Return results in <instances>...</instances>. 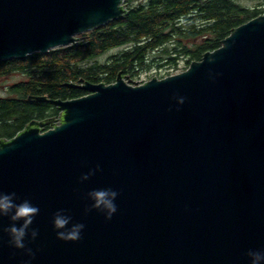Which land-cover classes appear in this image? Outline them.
<instances>
[{
	"label": "water",
	"instance_id": "water-1",
	"mask_svg": "<svg viewBox=\"0 0 264 264\" xmlns=\"http://www.w3.org/2000/svg\"><path fill=\"white\" fill-rule=\"evenodd\" d=\"M124 1L0 0V61L74 44L121 18ZM230 32L178 74L28 96L62 111L57 126L0 139V191L40 210L31 264H250L247 251L264 250V14ZM104 187L119 193L110 220L85 213L86 193ZM58 209L85 225L80 240L57 238ZM7 239L0 231V264H24Z\"/></svg>",
	"mask_w": 264,
	"mask_h": 264
},
{
	"label": "trees",
	"instance_id": "trees-1",
	"mask_svg": "<svg viewBox=\"0 0 264 264\" xmlns=\"http://www.w3.org/2000/svg\"><path fill=\"white\" fill-rule=\"evenodd\" d=\"M125 11L121 18L82 33L83 41L32 53L24 60L0 61V75L21 72L27 76L10 88L14 97L0 98V138L15 136L34 115L52 106L30 101L28 96L84 97V89L67 83L83 80L109 85L119 72L142 68L152 58L158 66L167 60L176 66L180 59L190 64L219 48L234 28L264 12L244 6L243 0H146L131 3ZM199 38L202 42L197 43ZM187 40H191L188 46ZM112 49H119L117 55L106 62L98 60ZM17 93L20 99L15 98Z\"/></svg>",
	"mask_w": 264,
	"mask_h": 264
},
{
	"label": "clouds",
	"instance_id": "clouds-1",
	"mask_svg": "<svg viewBox=\"0 0 264 264\" xmlns=\"http://www.w3.org/2000/svg\"><path fill=\"white\" fill-rule=\"evenodd\" d=\"M178 104H183L185 97H174ZM100 166L89 169L88 173L81 176V180H87ZM118 191L110 188L92 189L86 193V198L91 203L85 208V213L96 210L102 213L106 220H110L117 212L115 203ZM39 208L29 199H21L14 191H0V220L6 218L8 224L0 228V231L8 237L7 243L15 249L23 250L28 257L24 264H31L35 258V252L28 244L38 237V229L32 227L35 217L39 214ZM52 228L57 238L78 241L82 238L85 225L74 221L73 216L65 209H58L52 217ZM246 255L250 258V264H264V250L249 249Z\"/></svg>",
	"mask_w": 264,
	"mask_h": 264
},
{
	"label": "rangeland",
	"instance_id": "rangeland-1",
	"mask_svg": "<svg viewBox=\"0 0 264 264\" xmlns=\"http://www.w3.org/2000/svg\"><path fill=\"white\" fill-rule=\"evenodd\" d=\"M146 0H125L123 2V8L129 7L131 3H140ZM244 6L251 7V8H261L264 10V0H243ZM264 14V12L262 13ZM260 14V15H262ZM259 15V16H260ZM83 34L76 35L77 41H83ZM202 42V39L199 38L197 43ZM185 44L188 46L191 44V40L185 41ZM119 49H112L110 51L105 52L101 55L98 60L101 62H106L110 60L112 56L117 55ZM164 61V59H162ZM155 59H148V63L143 66L142 68L135 69L132 68L129 70V73L123 74L124 81L132 86L141 85L147 83L152 78L162 79L168 77L170 75L181 73L182 71L186 70L190 64H187L184 59H180L176 66L168 65V60L164 61L161 65L154 64ZM27 80V76L22 74L21 72H10L7 74L0 75V98L6 97H14L15 94L10 92V88L14 87L16 84L21 83ZM115 82V81H114ZM112 82V83H114ZM111 84V83H109ZM87 95V94H86ZM16 99H20V95L16 94Z\"/></svg>",
	"mask_w": 264,
	"mask_h": 264
},
{
	"label": "flooded vegetation",
	"instance_id": "flooded-vegetation-1",
	"mask_svg": "<svg viewBox=\"0 0 264 264\" xmlns=\"http://www.w3.org/2000/svg\"><path fill=\"white\" fill-rule=\"evenodd\" d=\"M79 83H82L81 81H79ZM78 98V97H77ZM72 99V98H71ZM68 100V99H65ZM52 105V104H51ZM62 111L57 107V106H50L47 107L44 111L34 115V117H32L23 127L22 129L18 130L17 134L21 133L23 130H25L24 128H26V126L32 122V121H37V122H45V125H41L39 126V129L41 132L50 129L51 125L53 126H57L58 124L61 123V119H62ZM16 134V135H17ZM15 135V136H16ZM14 137V136H13ZM11 137V138H13ZM11 138L8 137H2L0 139L3 140H9Z\"/></svg>",
	"mask_w": 264,
	"mask_h": 264
}]
</instances>
